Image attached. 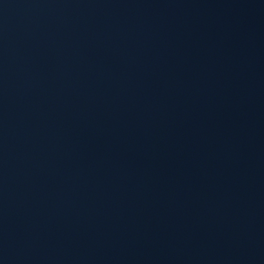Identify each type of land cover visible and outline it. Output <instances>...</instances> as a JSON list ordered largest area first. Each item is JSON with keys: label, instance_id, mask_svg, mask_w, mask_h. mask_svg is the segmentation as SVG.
Instances as JSON below:
<instances>
[{"label": "water", "instance_id": "1", "mask_svg": "<svg viewBox=\"0 0 264 264\" xmlns=\"http://www.w3.org/2000/svg\"><path fill=\"white\" fill-rule=\"evenodd\" d=\"M0 264H264V0H0Z\"/></svg>", "mask_w": 264, "mask_h": 264}]
</instances>
